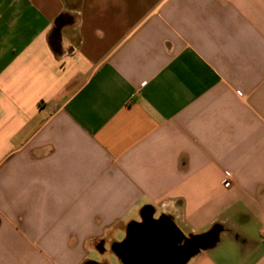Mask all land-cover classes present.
Wrapping results in <instances>:
<instances>
[{
  "label": "crops",
  "instance_id": "1",
  "mask_svg": "<svg viewBox=\"0 0 264 264\" xmlns=\"http://www.w3.org/2000/svg\"><path fill=\"white\" fill-rule=\"evenodd\" d=\"M144 233L264 264V0H0V264H133Z\"/></svg>",
  "mask_w": 264,
  "mask_h": 264
},
{
  "label": "water",
  "instance_id": "2",
  "mask_svg": "<svg viewBox=\"0 0 264 264\" xmlns=\"http://www.w3.org/2000/svg\"><path fill=\"white\" fill-rule=\"evenodd\" d=\"M144 232H152L156 229L155 225L145 224L143 225ZM140 238L138 247L134 250V262L133 264H167V261L163 259V248L165 247L162 242V237L153 235L150 238L154 239L153 248L145 245V238H149L146 234Z\"/></svg>",
  "mask_w": 264,
  "mask_h": 264
},
{
  "label": "trees",
  "instance_id": "3",
  "mask_svg": "<svg viewBox=\"0 0 264 264\" xmlns=\"http://www.w3.org/2000/svg\"><path fill=\"white\" fill-rule=\"evenodd\" d=\"M73 22V18L67 14H61L55 21V28H60L65 25H69Z\"/></svg>",
  "mask_w": 264,
  "mask_h": 264
},
{
  "label": "rangeland",
  "instance_id": "4",
  "mask_svg": "<svg viewBox=\"0 0 264 264\" xmlns=\"http://www.w3.org/2000/svg\"><path fill=\"white\" fill-rule=\"evenodd\" d=\"M94 258H95V260H98V259H100V257H99V255L98 254H94ZM113 260H114V258H113Z\"/></svg>",
  "mask_w": 264,
  "mask_h": 264
}]
</instances>
